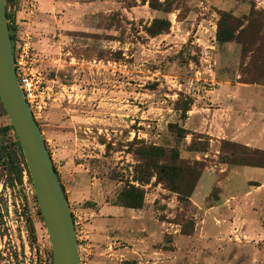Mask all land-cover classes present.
Wrapping results in <instances>:
<instances>
[{
  "label": "rangeland",
  "instance_id": "obj_1",
  "mask_svg": "<svg viewBox=\"0 0 264 264\" xmlns=\"http://www.w3.org/2000/svg\"><path fill=\"white\" fill-rule=\"evenodd\" d=\"M158 1L167 2L169 12L140 0H58L53 11L69 30L51 33V65L43 73L53 97L34 119L72 217L88 236L89 263L264 264V189L255 203L242 206L233 193L252 190L257 184L251 180L261 175L244 168L229 181L220 166H235L219 160L221 142L229 140L206 135L208 124L200 117L211 108L208 95L221 85L248 84L264 92V69L256 68L250 52L258 46L259 64L264 46L257 42L243 51L235 41L216 40L219 12L240 19L251 4L263 10L264 0ZM24 9L5 0L12 46L23 31L32 34L19 21L29 23L35 11L27 15ZM154 19L168 20L169 31L150 37L146 29ZM182 108H188L185 119ZM169 124L185 129L184 138ZM9 126L0 103V264H51L33 188L9 163L16 140ZM191 145L205 151L192 152ZM142 146L175 150L184 162L204 165L188 203H179L155 175L135 182ZM78 175L93 183L88 190L103 193L107 205L119 206L118 194L128 185L143 190V205L123 224L106 215L93 238L86 225L91 218L78 211L96 204L82 201L71 187Z\"/></svg>",
  "mask_w": 264,
  "mask_h": 264
},
{
  "label": "crops",
  "instance_id": "obj_2",
  "mask_svg": "<svg viewBox=\"0 0 264 264\" xmlns=\"http://www.w3.org/2000/svg\"><path fill=\"white\" fill-rule=\"evenodd\" d=\"M18 5L23 9L26 0H17ZM36 3L37 11L30 17L29 23L19 21L20 27H28L34 38V49L37 52L41 68L43 72L46 70L47 65H51L50 60L51 50L53 49V40L51 33H55L56 29H63L68 31L69 28L65 27L62 22V17H57L53 11L58 10V0H32ZM24 12V10H23ZM21 15V14H19ZM23 18V17H22ZM52 19H55L52 21ZM59 19V20H57ZM26 21V18L22 19ZM54 61L56 59H53ZM53 62V61H52ZM54 67V66H50ZM212 94L208 95L207 100L211 106L210 109H205L206 112L200 114V117L207 122L208 126L203 130L206 135L216 139H226L253 149H264V92L259 88L248 84H234V85H221L215 88ZM52 159V158H51ZM223 171H229L228 180L230 181L233 176H238L244 168L253 169L254 177L252 182L257 185L251 190L244 189L234 191L236 194L237 204L242 206L245 202H256L255 199L260 197V192L264 189V169L251 168V167H235L229 170L228 167L221 165ZM261 171V172H260ZM58 176V175H57ZM72 181L71 187L76 190L77 195L80 196L82 201H92L96 206L89 209H81L78 213L86 218L89 216L91 219L87 222V227L91 230L92 237H97L100 228L95 226L106 215L114 216L121 224L134 213L133 209L123 208L114 205H107L101 202L103 193L88 190L89 183L84 178H79ZM221 185L220 183L218 184ZM233 190L235 188H232ZM244 194V195H243ZM224 195V194H223ZM246 200V201H244ZM236 202V201H235ZM241 203V204H240ZM94 208V209H93ZM97 231V232H96Z\"/></svg>",
  "mask_w": 264,
  "mask_h": 264
},
{
  "label": "trees",
  "instance_id": "obj_3",
  "mask_svg": "<svg viewBox=\"0 0 264 264\" xmlns=\"http://www.w3.org/2000/svg\"><path fill=\"white\" fill-rule=\"evenodd\" d=\"M147 3L151 10L169 12L170 6L167 2L160 3L158 0H140ZM168 1V0H167ZM170 24L166 19H154L150 26L146 29V33L150 37L167 33ZM8 30L10 26L8 25ZM12 40L11 35L9 36ZM216 40L220 43L235 41L242 46L243 51L250 45L260 42L264 46V9L257 10L254 4L250 6V12L247 16L240 19L235 18L229 12H219V20L217 23ZM255 54L254 64L258 70L264 69V61L258 64L262 58H258V46L250 51ZM258 65H257V64ZM181 119L186 118L188 108H182ZM168 128L175 134L178 139L184 138L186 130L178 127L176 124H169ZM8 130L13 132L11 126ZM12 142L13 153L9 160L10 166L19 169V174L25 173L27 182L31 184L26 165L18 144L16 135ZM221 145V153L219 156L220 163L235 167H251L264 169V149H251L249 147L223 140ZM192 152H204L205 150L194 148ZM139 166L137 170L139 176L135 182L146 183L147 180L155 175L157 183L164 185L168 191L177 195L179 203H188L193 190L200 178L204 165L201 162L193 163L184 162L179 158L177 151L172 150L167 154L161 147L142 146L139 150ZM21 168V169H20ZM56 171V170H55ZM57 174V172H56ZM35 197V196H34ZM36 200V199H35ZM144 201L143 190L128 185L118 194V204L128 209H140ZM36 214L40 216L39 211ZM42 219V218H41Z\"/></svg>",
  "mask_w": 264,
  "mask_h": 264
},
{
  "label": "water",
  "instance_id": "obj_4",
  "mask_svg": "<svg viewBox=\"0 0 264 264\" xmlns=\"http://www.w3.org/2000/svg\"><path fill=\"white\" fill-rule=\"evenodd\" d=\"M0 103L16 135L51 251V264H79L72 214L40 128L18 85L0 0Z\"/></svg>",
  "mask_w": 264,
  "mask_h": 264
},
{
  "label": "built area",
  "instance_id": "obj_5",
  "mask_svg": "<svg viewBox=\"0 0 264 264\" xmlns=\"http://www.w3.org/2000/svg\"><path fill=\"white\" fill-rule=\"evenodd\" d=\"M34 5L32 0H26L24 11L27 15L32 14L36 10ZM33 44L32 34L30 35L29 32L23 31L19 41L12 46V54L18 85L35 118L47 109L48 103L53 97V92L50 81L44 77L40 58ZM73 225L78 244L79 264H90L87 256V244L84 243L88 240V236L80 229V224L77 220L73 219ZM81 242L84 244L85 258L81 256Z\"/></svg>",
  "mask_w": 264,
  "mask_h": 264
}]
</instances>
